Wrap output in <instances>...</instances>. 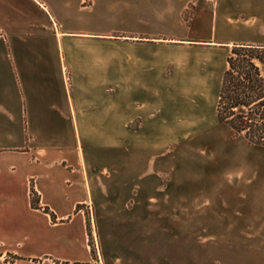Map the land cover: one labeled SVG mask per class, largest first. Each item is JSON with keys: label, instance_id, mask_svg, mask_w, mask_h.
Returning a JSON list of instances; mask_svg holds the SVG:
<instances>
[{"label": "crops", "instance_id": "obj_1", "mask_svg": "<svg viewBox=\"0 0 264 264\" xmlns=\"http://www.w3.org/2000/svg\"><path fill=\"white\" fill-rule=\"evenodd\" d=\"M178 10L0 0V264L91 262L88 223L106 264H264V146L217 112L232 47L264 46V0H217L186 45L147 28Z\"/></svg>", "mask_w": 264, "mask_h": 264}, {"label": "trees", "instance_id": "obj_2", "mask_svg": "<svg viewBox=\"0 0 264 264\" xmlns=\"http://www.w3.org/2000/svg\"><path fill=\"white\" fill-rule=\"evenodd\" d=\"M227 61L219 120L249 143L264 146V46L235 44Z\"/></svg>", "mask_w": 264, "mask_h": 264}, {"label": "rangeland", "instance_id": "obj_3", "mask_svg": "<svg viewBox=\"0 0 264 264\" xmlns=\"http://www.w3.org/2000/svg\"><path fill=\"white\" fill-rule=\"evenodd\" d=\"M216 1L217 0H177L179 10L177 12L178 21L175 24H155L147 28H149L151 31H157L161 35H166L165 37H168L167 35H171V37L179 42L177 44L186 45L190 44V42L192 41L201 40L204 36H207V33L210 32L212 28H207L202 25H196L194 24V21L197 19L199 21L214 20L216 18ZM118 22L120 23V19ZM122 29L123 28L120 24L114 25L113 27H110V29L108 28L107 33L110 35L113 34L114 36H120L123 34ZM102 33H105V31H103ZM202 99L204 101V104L207 107H210L216 99L215 92L211 90L204 91L202 93ZM214 141L215 140L213 139L206 140V145L203 144L204 142H202V140H185L182 143H178L176 145V151L180 158V161L186 163L192 161L198 162L199 160H197V156L203 154L204 151L208 150V147H210V145H212ZM245 142H248V140H246ZM248 144L256 146L249 142ZM193 157L195 159H193ZM182 222L183 224L185 223L184 220H182ZM89 227L90 226L88 223L89 244L91 246L92 252L91 262H74L67 264H106L104 259H102L101 257L99 244L92 236ZM243 237L250 239L251 237L255 236L246 234L243 235Z\"/></svg>", "mask_w": 264, "mask_h": 264}]
</instances>
